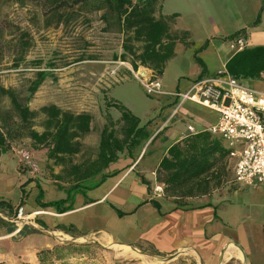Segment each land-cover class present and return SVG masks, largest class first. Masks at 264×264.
Instances as JSON below:
<instances>
[{
  "label": "crops",
  "instance_id": "crops-1",
  "mask_svg": "<svg viewBox=\"0 0 264 264\" xmlns=\"http://www.w3.org/2000/svg\"><path fill=\"white\" fill-rule=\"evenodd\" d=\"M261 2L259 0L253 10L255 16L251 20L263 8L260 22L253 25L252 33L251 21H248L233 25L231 33L225 32L219 38L208 35L207 40L213 39H209L208 45L198 52L207 75L224 71L226 61L236 52L224 39L228 35L243 29L240 35L244 39V47L264 45V5ZM163 4L164 0L163 14H178L176 11L164 12ZM174 28L178 29L176 25ZM218 31L215 28L214 32ZM191 39L194 42L191 48L181 44L175 46V56L169 60L163 74L158 76L164 92H173L171 86H175L176 91H185L180 90L182 82L189 85L199 78L201 67L195 62L193 54L204 41L195 45L192 34ZM185 56L191 62L190 68H186L189 73L181 67ZM140 69L150 72L143 67ZM128 70H131L130 66ZM254 80H245L244 84L264 92L249 84ZM257 80L264 82V76ZM159 96L162 110L147 114L145 120L135 114L142 123L151 118L155 119V123L162 122L159 129L162 130L155 140L151 144H148L149 141L143 144L133 158L120 155L106 169V173L111 175L98 187L87 190L85 195H74L73 209L69 211L60 212L53 206L40 207L38 204L30 207L23 205L27 185H35L44 177L41 174L36 176L21 161L24 150L16 151L18 159L13 175L18 178L22 172L28 171V181L18 191L20 201L14 202L8 192L2 190L7 178L0 177V264H39L37 253L40 250L69 243L80 246L55 264H264V186L239 185L232 173L231 187L218 193L213 192L215 188L208 195L187 198L184 206L176 207L173 200L154 196L156 168L168 147L187 135V125H193L198 131L211 125L204 116L199 117L183 107L176 114L177 119L170 123L166 107L175 100L167 95ZM215 113L214 122L218 116ZM193 120H197L201 127H196L191 122ZM30 150L33 152H24L29 154L33 164L37 161L46 165L44 149ZM38 151H43V154ZM143 179L149 181L150 187ZM50 183L55 184L53 180ZM62 185L59 199L51 201L67 197V186ZM151 200L158 202L159 207L153 206ZM3 202H9L11 208ZM19 207H22L25 217L22 221L16 220ZM57 225H73L76 234L56 229ZM81 236L90 240H79ZM93 249L100 250L98 259L92 255Z\"/></svg>",
  "mask_w": 264,
  "mask_h": 264
},
{
  "label": "trees",
  "instance_id": "trees-1",
  "mask_svg": "<svg viewBox=\"0 0 264 264\" xmlns=\"http://www.w3.org/2000/svg\"><path fill=\"white\" fill-rule=\"evenodd\" d=\"M6 2L24 5L35 3L41 10L46 28L66 24L76 15L86 17L89 13H99L102 30L121 36L120 50L113 54V60L128 63L133 71L139 67L149 69L157 77L163 74L169 60L175 56L177 44L185 48L194 45L188 30L174 28L179 14L162 13L163 0H0V5ZM259 22L260 11L253 25ZM243 32L240 29L224 39L234 41L242 38L240 34ZM22 35L24 37L25 34ZM207 43L206 40L193 54L195 62L201 67L199 77L207 75L205 64L198 56V52ZM28 44L24 40L22 46ZM81 60L84 59L78 61ZM224 69L241 83L248 79H260L264 76V45L245 46L236 51L226 61ZM46 75L44 70L36 72V78L29 84L28 95L25 97L16 89L0 87V94L9 102L8 109L0 110V152L7 153L12 147L11 140L21 136L30 141L32 148L46 149L45 168H51L50 162L60 168L57 173L51 171V178L58 188L62 189V184L67 186V197L49 202L38 199V205L53 206L65 212L73 209L75 194L85 195L87 190L98 187L111 175L106 173V169L120 155L133 158V154L143 144L148 141L151 144L161 132L162 129H158L162 122L155 123V119L151 118L142 123L121 102L104 97L106 108L117 110L119 118L114 120L109 113L106 114L105 123L99 132L95 157L77 162L75 157L84 148L82 139L92 131V115L85 111L74 113L53 103L37 110L30 109L28 101ZM37 121L40 131L35 128ZM229 152L230 149L220 138L204 129L170 145L155 172V180L163 185V196L172 197L176 207H180L186 204L187 198L210 194L232 170ZM143 182L149 186V181L143 179ZM3 203L11 208L9 202ZM151 203L159 207L155 200H151ZM56 229L70 235L76 234L73 225H57ZM78 246L69 243L40 250L37 253L39 264L62 261L67 254L76 251Z\"/></svg>",
  "mask_w": 264,
  "mask_h": 264
},
{
  "label": "rangeland",
  "instance_id": "rangeland-1",
  "mask_svg": "<svg viewBox=\"0 0 264 264\" xmlns=\"http://www.w3.org/2000/svg\"><path fill=\"white\" fill-rule=\"evenodd\" d=\"M258 1L164 0L163 11L178 12L179 18L175 19L176 27L190 30L195 45H199L207 40L208 35L219 38L225 32L231 33L232 26L239 22L251 21L252 33L256 18L251 19L255 16L253 10ZM262 10L263 8L259 11ZM82 16L76 15L59 27L46 28L41 10L35 3L24 5L6 2L0 5V87L16 89L25 97L28 95L29 84L36 78V72L44 70L47 73L45 79L28 101L30 109L37 110L43 105L53 103L74 113L89 112L92 115V131L82 139L84 148L83 152L75 157L77 162L95 157L99 132L105 123L106 114L109 113L114 120L119 118L117 110L112 107L106 108L104 97L121 102L143 120L147 114L159 112L163 107L160 96H149L145 93L132 69L128 70L130 66L128 63L113 60V54L120 50L121 36L115 32L102 30L103 23L99 19V13L87 14L88 19ZM215 28L219 30L217 33L214 32ZM22 34H25L24 37ZM24 40L29 44L23 47ZM80 58L84 60L78 61ZM182 66L184 70L190 68L189 57L183 60ZM140 68L138 69L141 70ZM188 69L186 73H189ZM249 84L264 91L263 81L255 79ZM190 85L182 82L180 90H186ZM170 89L177 90L175 86H171ZM175 104L176 102L166 107V115H171L177 105ZM181 107L199 117L204 116L209 124L214 123L216 113L212 110L189 101ZM8 108V100L0 94V110ZM161 113L165 114L163 111ZM176 119L177 115L169 119V122ZM193 124L201 127L197 120ZM35 128L41 130L38 121ZM11 142L10 152H0V177L7 178L2 190L8 192L10 199L18 202L21 199L18 191H21L20 187L26 185L28 171L22 172L20 178L13 175L18 159L16 151L24 150L29 153L33 151L30 150L32 148L30 141L25 136ZM45 150L43 151L46 155ZM43 151L38 152L43 154ZM44 164L35 161L34 165L40 168L35 171L36 176L41 174V177L46 179L40 178L35 185H27L23 203L26 207L38 204V199L51 201L59 199L61 195V189L50 183L51 171L57 173L60 168L50 162L51 168L46 169L42 167ZM232 173V170L227 173L214 193L231 187ZM165 198L173 200L172 197ZM92 255L98 259L101 256L100 250L93 249Z\"/></svg>",
  "mask_w": 264,
  "mask_h": 264
},
{
  "label": "built area",
  "instance_id": "built-area-1",
  "mask_svg": "<svg viewBox=\"0 0 264 264\" xmlns=\"http://www.w3.org/2000/svg\"><path fill=\"white\" fill-rule=\"evenodd\" d=\"M244 44L243 38L230 42L235 51L241 50ZM131 71L147 95H167L175 100L177 105L168 120L188 101L217 112L216 121L204 130L220 138L230 149L234 181L246 187L264 186V92L241 83L225 70L197 78L185 91L173 92H164L159 77L151 71ZM186 129L187 135L198 132L191 124ZM21 161L31 172L37 170L27 152H21ZM153 194L162 197L163 185L156 182ZM23 219V209L19 207L16 220Z\"/></svg>",
  "mask_w": 264,
  "mask_h": 264
},
{
  "label": "water",
  "instance_id": "water-1",
  "mask_svg": "<svg viewBox=\"0 0 264 264\" xmlns=\"http://www.w3.org/2000/svg\"><path fill=\"white\" fill-rule=\"evenodd\" d=\"M78 239L79 240H83V241H89L90 240L89 238H86V237H83V236L79 237Z\"/></svg>",
  "mask_w": 264,
  "mask_h": 264
}]
</instances>
